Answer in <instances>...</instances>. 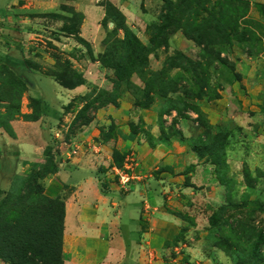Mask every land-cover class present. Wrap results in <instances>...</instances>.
<instances>
[{"label":"rangeland","instance_id":"rangeland-1","mask_svg":"<svg viewBox=\"0 0 264 264\" xmlns=\"http://www.w3.org/2000/svg\"><path fill=\"white\" fill-rule=\"evenodd\" d=\"M6 1L0 0V17L3 16V8L6 5ZM169 1L178 4L181 0ZM262 1L264 2V0ZM109 6L120 13L124 24L126 22L125 17L116 7L108 2H103L102 7L104 8L105 18L101 26L105 38L107 33L112 35L115 29L113 21L115 13L112 14L113 12L111 11L108 14ZM260 6H264V3H259V0H192L190 6V21L192 23L200 24L205 18L208 21V17L203 11L206 9L214 17V20L223 18L225 25L238 32L236 37L240 33L245 34V39H248V42L244 43L243 48L233 42V47L226 50L227 55L226 53L220 55L219 50H223L219 45L206 47L205 44L204 47L199 48L192 41L186 39L181 31H171V34L166 36V48H158L157 45L153 47L155 50L148 56V64L141 78L134 74L128 83L123 82L120 86L113 84V81L116 80L114 72L104 68L100 62L106 51L105 39L102 42L103 50L101 54L95 57L88 42L79 37V28L83 23V18L80 14L78 15L81 19L75 18L74 14L76 13L71 12V16L67 18L69 22L65 25L66 28H69V31H67L69 34L65 35L72 36L71 38L77 47L75 48V53L71 55L64 53L52 39L40 41L23 40L28 41L24 47L26 46L27 48L26 53L28 56V59L25 60L30 63V67L53 80V75H57L66 82L76 83L80 77L83 82L82 85H78L74 89H66L60 85L59 80H57L58 82L55 81L60 88L55 84H52L55 87L50 86L51 83L46 80H39L37 76L30 75L28 77V82L32 85L28 90L30 92L29 96L41 101V109L46 116V121L37 124L38 126H32L30 132L31 135H36L43 141L45 140L46 145L51 148L49 152L50 159L49 154H45L47 153V147H44V152L39 155L40 162L38 165H43L42 167H45L46 163L49 166L57 161L58 172H60L59 165L63 162V159H66V164L75 158L89 157L92 160V178L97 181L99 190L101 185L106 189L110 181L118 185L117 178L110 171L111 168L116 166H120L122 169L125 165L128 167L137 165V167L133 168V171H128L133 176V180L143 178L145 175L155 176L157 172L154 171V166L150 164L147 165V168L144 167L139 157H136L135 152L131 150L127 152L119 151L115 149L116 144L112 146V141L118 138L123 139L124 142H133V144L136 141L137 145L142 144L140 141L150 144L154 141L150 137L149 128L145 130V125L138 119V112L144 110L136 107V105L144 103L146 100V90L143 83L151 75H154L153 78H155L152 84L154 91L149 95L152 104L146 110L151 112V115L157 116V125L160 129V138L162 140H166L167 136H170L172 132L178 133L183 139L181 123L185 125L184 129L188 130L189 127L192 128L193 126L195 129L200 128L201 134H203L204 129L199 127L198 119H202L205 122L211 137H220L221 140L218 139L216 140L217 142L211 141L206 155H214L221 146L225 148V158L222 156L217 158L223 168L221 176L219 177L215 173V166L212 167L199 161L210 168V171L207 170L209 172L208 175L204 177L201 175L199 180L201 183L208 184L211 189L209 194L213 196L209 200L206 195L201 196L203 199L200 197L196 203H191V206L180 212L175 207H171V210L168 209L167 211L171 214L180 215L179 218L184 223V228L171 243H166L158 253H156L157 251L147 250L146 260L140 264H148L151 258L153 264H237L248 258L252 246L259 237L264 240V156L260 153L264 149V141L262 140L258 144L252 142V140L255 141L257 139V137L252 135L253 131H256L253 125L257 124V122H254L255 119L250 120L249 118L253 117L254 114L248 107L245 112V118L240 121V126H244V128H236L235 126L238 123L231 119V115L238 112V107L235 106V108L230 107L228 109V125H224V122H220L218 119L212 118L208 120L207 114L202 110L204 107L217 110L218 107L213 106L220 99L222 100L221 92L229 94V99L233 100L232 103L230 102V106H233L235 100H238L234 96L236 89L240 94L246 93L245 88L239 85L241 78L240 69L237 68L239 58L233 59L231 51L238 47L245 52L246 56H256L258 52L264 53V16L261 14V12L264 14V9L260 11ZM162 14L163 0L154 22L144 28L142 27L141 29L143 30L139 33L137 32L139 27L135 28L134 31L131 30L142 45L149 46L150 34L151 31H154L153 26L161 25ZM121 16L117 17L119 22L122 20ZM148 27H151L150 30H148ZM15 28L16 25L12 20L9 23L2 18L0 19V65L23 76L25 62L16 53L5 52L10 46L13 47L15 44H19L18 41L22 38V36H19L20 34L18 35L20 27L16 31L14 30ZM123 38V32L118 31L117 39L122 40ZM214 39L213 37L212 40ZM109 40L108 45L112 46L115 40L112 37ZM176 54L184 55L192 63L176 59ZM229 55L230 57H228ZM172 64H180L182 69H171L170 66ZM3 72L4 70L0 69V100L6 101L12 97L13 102L10 106L0 102V124L6 123L8 116L10 117L18 112V107L20 109L19 114L13 121L36 122L26 121V118L34 119L37 116V107L31 105L32 102L30 100L32 98H29L27 104H25L27 90L22 96L20 95L21 97L17 95L14 90L15 81L8 75L3 76ZM174 82H177L179 87L177 94L171 95L166 99L157 96L159 90L167 91L170 84ZM236 82L238 84L235 89L233 86ZM77 88H83L82 92L73 94V91ZM123 97H129V102L132 105L129 115H132V119H138L134 123L132 121L127 123L129 134L127 137L125 136L126 139H124V134L115 122L109 123L108 126L98 127L97 138H92L89 141L79 139L80 136L78 135L93 122L99 110L108 106L118 108L119 100ZM93 99H97V102L87 112L81 114L85 101L90 103ZM112 99L115 100V105L108 104L101 107L102 104ZM58 106L62 111L59 112L61 117L56 121ZM25 108H27L28 113L22 114V110L25 111ZM261 111L264 112V107H262ZM54 124L56 125L54 126ZM258 124L263 130L262 132H264V121H260ZM49 126H54L51 131H48ZM247 128L251 130H247ZM235 129H240L239 132H244L240 134ZM1 130L6 133L3 129ZM227 133L232 135L229 136ZM225 134L229 137L223 140V135ZM254 137L255 139H253ZM197 138H184L182 143L184 146L187 145L192 152L193 145L198 146V148L201 146L197 144ZM104 145L108 146V148L110 145L113 147V150L111 149L110 166L104 164V159L96 161L97 157L103 155L101 149ZM202 149L204 148L201 146ZM114 153L115 156H113ZM46 155L48 156L47 158L45 157ZM8 156L12 157L10 153ZM16 164L12 160H8L5 163L3 168L5 173L0 174V192L9 191L14 180L13 172ZM1 165L3 166L4 164L1 163ZM33 165L35 164L24 167L20 171L19 182L29 175ZM108 172L110 176L106 174ZM70 174L73 176L75 173L72 171ZM207 176L212 177L209 180ZM218 179H221L227 187L221 186L218 183ZM42 181H39L41 186ZM147 188L145 186V189ZM225 188H228V190H225ZM128 189L129 187L126 190ZM197 190L195 188V191ZM65 193L66 195L71 194L69 190ZM173 196L175 200L172 202L179 203L180 197H182L180 191L177 190ZM125 225L126 230L132 229L131 222H126ZM67 228V234H70L69 231L72 230V227H70L69 223ZM190 228H193V232L189 231ZM103 241L106 242V239H103ZM84 245L88 250V258L83 255L81 249H73L67 243L66 247L63 248L64 264H110L107 248L101 247L95 240L86 241ZM90 251L93 254H90ZM260 251L264 259V243L261 244ZM151 252L153 255L157 254V257H150L148 254ZM70 256L71 259H69ZM117 263L118 261H116ZM261 264H264V260Z\"/></svg>","mask_w":264,"mask_h":264},{"label":"crops","instance_id":"crops-1","mask_svg":"<svg viewBox=\"0 0 264 264\" xmlns=\"http://www.w3.org/2000/svg\"><path fill=\"white\" fill-rule=\"evenodd\" d=\"M103 2H108L116 7L125 17L126 26L132 31L139 27L137 28L139 33L143 30L142 27L144 28L156 20L162 0H7L3 8V16L0 19L9 23L12 20L16 25L15 31L20 27L18 35L20 34L19 36L22 38L18 41L19 44L10 46L5 52L16 53L25 62L28 59L25 43L30 40L52 39L64 53L69 55L75 53L77 47L72 36L62 32V19L68 18L73 12L82 15L83 18V23L79 28V37L88 42L95 57L100 55L103 50L102 42L105 39L101 26L105 18ZM259 3L264 2L259 0ZM24 39L28 41H23ZM231 54H233L231 55L233 59L239 58V62H237L239 64L237 68L240 69L241 74L239 85L245 88L246 93H238L236 89L238 83L236 82L233 88L237 90H235L234 96L238 100H235L233 106L229 105L230 102H233L229 99V94L221 92L222 100L220 99L216 105L213 104V107H218L217 110L210 107H204L202 110L207 114L208 120L218 119L220 122H224V125H228V109L236 106L239 110L231 115V119L238 123L236 128H244V126H240V121L245 118V112L249 107V110L254 114L253 117H249L250 120L255 119L254 122H257L253 125L256 131L252 133L257 139L252 142L258 144V142L264 141V132L258 124V122L264 121V112L261 111L264 107V53L258 52L256 56H246L243 50L235 47ZM23 69V76L15 71L12 72L24 82L27 88L25 104L29 98L35 99L29 96L28 90L32 86L28 82L30 75L37 76L39 80L48 81L51 83L50 86H53L52 84L58 86L53 79L33 68L25 65ZM82 89L77 88L73 94L81 93ZM58 109L56 121L61 117L59 112L62 110L59 106ZM131 109L129 97H123L119 100L118 108L108 106L99 110L93 122L78 135L79 139L89 141L92 138H97V128L108 126L111 122H115L124 134L123 136L127 137L129 134L127 123L130 121L134 123L135 120L140 119L145 125L144 129L149 128L150 137L154 140L152 144L140 141L142 144L137 145L136 141L133 144V142H124L123 139L118 138L112 141V146L116 144L115 149L119 151L131 150L135 152L144 167L147 168V165L150 164L154 166V171L157 172L155 176L145 175L143 178L133 180L128 190H122L117 184L110 181L106 187V194L102 195L98 189L97 181L92 178V160L89 157H80L66 164V159H63L59 165L60 172L48 176L42 181L44 194L49 198L60 197L65 204L63 248L68 243L73 249H81L83 255L88 258V250L84 244L86 241L95 240L101 247L107 248L110 264H116V261H118L117 264H140L146 260L147 250L158 253L166 243H171L184 228L182 220L167 210L175 207L180 212L191 206V203H196L201 196L206 195L208 200L213 196L209 194L211 189L208 184L201 183L199 180L201 175L202 177L208 175L209 166L199 162L188 146H184L178 138L162 140L156 115H151V112L144 110L138 112V119H132V115H129ZM26 113H28L27 108L25 111L22 110V114ZM40 113L39 120L34 123L12 121L10 126L14 137L8 136L0 129V174L5 173L3 170L5 163L12 160L15 164L17 162L14 167V177L20 176V171L24 167L38 164L40 162L39 155L44 152L46 147H50L46 145L45 140L31 135L30 132L32 126H38L37 124L46 121L42 109ZM95 126L97 127L95 128ZM53 127L49 126L48 131H51ZM184 127L185 125L181 123V132L184 138L195 139L202 133L200 128L195 129L192 126L187 130ZM235 130L240 134L244 132H239L240 129ZM229 133L227 134L231 136L232 134ZM112 146L110 145L109 148L106 145L102 146L103 155L97 157L96 161L104 159V164L110 166ZM9 153L12 157L8 156ZM260 153L264 156V149ZM1 163L4 165L2 166ZM115 170H117L115 167L110 170L113 176H115ZM72 171L75 173L73 176L70 174ZM211 177L207 176L209 180ZM145 186L148 188L145 189ZM67 188L70 195L65 193L68 191ZM195 188L198 190L195 191ZM177 190L182 196L179 203L172 202L175 200L173 195ZM126 222H131L132 229L129 231L126 230ZM68 223L72 227V230L69 231L70 234H67ZM189 231L193 232V228H190ZM103 239H106V242ZM152 252L148 255L156 258L157 254L153 255ZM91 253L92 251H90ZM150 260L148 264H153L152 258Z\"/></svg>","mask_w":264,"mask_h":264},{"label":"trees","instance_id":"trees-1","mask_svg":"<svg viewBox=\"0 0 264 264\" xmlns=\"http://www.w3.org/2000/svg\"><path fill=\"white\" fill-rule=\"evenodd\" d=\"M191 1L192 0H181L180 3L174 4L169 0H163V14L160 20L161 25L153 26L154 31H151L149 46L147 47L142 45L132 31L126 27L120 13L111 9L110 6L108 7V14H110L111 11L113 12L112 14L115 13L113 18L115 29L112 35L110 33L106 34L104 40L106 51L101 57L100 62L104 68H108L114 72V77L116 79L113 81L114 85L120 86L123 82L128 83L129 79L134 74L141 78L148 64V56L155 50L153 47L157 45L158 48H166V36L171 34V31H181L186 39L192 41L199 48L204 47L205 44L206 47L219 45L223 50H219L220 55H224V53L227 55L226 50L233 47V42L242 48L244 43L248 42V39H245V34L240 33V37H236L238 32L225 25L223 18H221V20H214V17L211 16L206 9L203 11L207 15L208 21H206L205 18L200 24L192 23L190 21ZM261 9H264V6H260V11ZM261 14L264 16L262 12ZM120 16L122 20L119 22L117 17ZM74 17L81 19L77 13L74 14ZM62 21V32L69 34L67 32L69 28L65 27L69 19L63 18ZM150 28L151 27H148V30H150ZM118 31L123 32L124 38L122 40L117 39ZM110 37L115 40L112 46L108 45ZM213 37L215 38L214 40H212ZM176 59L192 63V61L182 54H176ZM25 64L27 67L32 68L29 62L25 61ZM170 68L182 69L180 64H172ZM0 69L4 70L3 76L8 75V77L15 81V93L22 96L27 90L24 82L7 67L0 65ZM153 76L154 75H151L150 78L143 83L146 90V100L144 103L136 105V107L140 109L146 110L152 104L149 95L154 91L152 84L155 78H153ZM53 77L54 81L59 80L60 85L66 89H74L76 86L83 84L81 77L76 83L63 81L57 75H53ZM178 92L179 87L177 82H174L170 84L167 91L159 90L157 96L166 99ZM30 101L32 102L31 105L37 107V116L34 119L26 118V121H37L41 114V101L35 99H31ZM0 102L10 106L13 102V98L11 97L6 101L0 100ZM96 102L97 99H93L90 103L85 101L81 109V114L87 112ZM108 104L115 105V100L112 99L107 101V103L102 104L101 107ZM19 110L18 107V112ZM18 112L12 114L10 117L8 116L6 118V123L0 124V129H3L10 137L14 135L9 123L18 116ZM197 123L199 127L204 129V132L196 141L197 144L201 145L204 149L201 150V146L198 148V146L193 145L192 152H194L198 161H202L212 167L215 166V173L220 177L223 168L221 167V162L217 161V158L221 156L225 158V148L221 146L214 155L207 156L206 151L210 147L211 141L217 142L216 140L220 139V137H211L207 130L208 127L202 119H198ZM167 137L168 139L178 138L180 142L183 140L178 133L174 132ZM228 137L229 136L226 134L223 135V140L228 139ZM46 150L47 153L45 154H49L48 156L50 159L49 152L51 148L48 147ZM47 155L45 156L46 158L48 157ZM113 156H115V153ZM47 165V163L45 167L38 164L33 165L26 178L19 182L20 178L15 176L10 190L8 192H0V261L4 264H64L63 234L65 204L60 197H47L44 194V188L39 185V181L44 180L49 175L56 174L59 170L57 161L51 163L49 166ZM115 168L121 169L120 166H116ZM218 183L223 187H227L221 179H218ZM226 189L228 190V188ZM100 193L102 195L106 194V189L103 185L100 187ZM177 217H180V215ZM262 243H264V240L262 237H259L252 246L248 258L237 264L263 263L264 259L260 251Z\"/></svg>","mask_w":264,"mask_h":264},{"label":"built area","instance_id":"built-area-1","mask_svg":"<svg viewBox=\"0 0 264 264\" xmlns=\"http://www.w3.org/2000/svg\"><path fill=\"white\" fill-rule=\"evenodd\" d=\"M131 162L133 163V161ZM135 167H137V165H131L130 167L125 165L124 168L115 170L114 175L117 178L118 187L120 189L126 190L129 187L131 180H133V176L128 173V171H133Z\"/></svg>","mask_w":264,"mask_h":264}]
</instances>
